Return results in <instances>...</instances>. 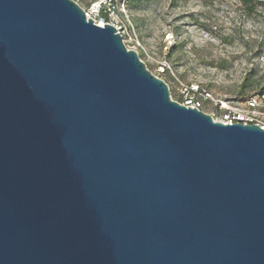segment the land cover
Returning <instances> with one entry per match:
<instances>
[{
  "label": "water",
  "instance_id": "water-1",
  "mask_svg": "<svg viewBox=\"0 0 264 264\" xmlns=\"http://www.w3.org/2000/svg\"><path fill=\"white\" fill-rule=\"evenodd\" d=\"M0 264H264V128L74 0H0Z\"/></svg>",
  "mask_w": 264,
  "mask_h": 264
},
{
  "label": "rangeland",
  "instance_id": "rangeland-1",
  "mask_svg": "<svg viewBox=\"0 0 264 264\" xmlns=\"http://www.w3.org/2000/svg\"><path fill=\"white\" fill-rule=\"evenodd\" d=\"M74 1L119 26L174 100L193 96L216 120L240 113L264 122V0Z\"/></svg>",
  "mask_w": 264,
  "mask_h": 264
},
{
  "label": "built area",
  "instance_id": "built-area-1",
  "mask_svg": "<svg viewBox=\"0 0 264 264\" xmlns=\"http://www.w3.org/2000/svg\"><path fill=\"white\" fill-rule=\"evenodd\" d=\"M101 7V6H99ZM89 16V14H88ZM97 24H99L100 26H104L105 25V19L104 18H100L99 20H95ZM115 25V24H114ZM117 27L118 30H120L119 26L115 25ZM264 96V94H263ZM182 104H185V105H189V106H192V107H197L199 109H201V101L199 99H196L195 97H189V98H186L184 100V102H182ZM248 104L249 106L251 107H257L259 105V100L257 97H251L249 98L248 100ZM225 123H233V122H236V121H241L243 123H258L260 126H262L264 128V122L263 121H260V120H256L254 117L252 116H242V114L238 113V116H231L230 113L226 114L224 119L221 120Z\"/></svg>",
  "mask_w": 264,
  "mask_h": 264
},
{
  "label": "bare ground",
  "instance_id": "bare-ground-1",
  "mask_svg": "<svg viewBox=\"0 0 264 264\" xmlns=\"http://www.w3.org/2000/svg\"><path fill=\"white\" fill-rule=\"evenodd\" d=\"M89 14V13H88ZM89 17H90V14H89Z\"/></svg>",
  "mask_w": 264,
  "mask_h": 264
}]
</instances>
